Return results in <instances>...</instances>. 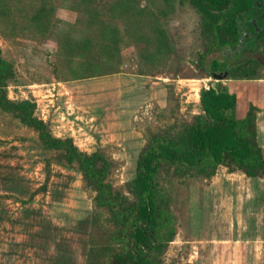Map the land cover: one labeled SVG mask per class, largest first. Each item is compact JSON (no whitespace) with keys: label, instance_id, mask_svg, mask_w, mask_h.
I'll use <instances>...</instances> for the list:
<instances>
[{"label":"rangeland","instance_id":"1","mask_svg":"<svg viewBox=\"0 0 264 264\" xmlns=\"http://www.w3.org/2000/svg\"><path fill=\"white\" fill-rule=\"evenodd\" d=\"M213 43L188 0H0L7 96L33 103L53 135L102 155L106 182L126 202L151 140L180 141L204 118L212 59L260 61L245 69L254 77L216 83L236 94L238 118L254 108L264 154V52ZM155 185L175 226L159 264H264V173L161 163ZM97 195L77 162L0 107V264H109L120 224Z\"/></svg>","mask_w":264,"mask_h":264},{"label":"trees","instance_id":"2","mask_svg":"<svg viewBox=\"0 0 264 264\" xmlns=\"http://www.w3.org/2000/svg\"><path fill=\"white\" fill-rule=\"evenodd\" d=\"M203 17V31L214 40L213 47L238 46L243 51L260 48L264 52V0H188ZM258 27V28H257ZM260 61L249 57L228 67L218 59L204 67L208 75L225 72V78H251L245 69L256 68ZM249 70V69H248ZM245 73H242V72ZM11 65L2 58L0 49V107L16 114L22 122L34 127L47 149L61 150L67 161L77 162L90 182L98 189L97 202L112 208L120 228L115 239L120 248L112 252L109 264H159L158 254L175 235L174 218L159 203L155 175L161 163L175 166L178 172L207 166L214 171L219 165L243 168L247 175L264 173V154L252 138L256 131L254 108L243 118L235 115L237 96L221 82L201 91L204 118L189 126L180 141L160 136L141 152L136 175L131 181L135 199L123 201L112 193L106 182L108 164H98L103 156L79 150L71 138L50 132L47 124L35 116L29 100L14 101L7 96L6 81ZM255 128V129H254Z\"/></svg>","mask_w":264,"mask_h":264},{"label":"water","instance_id":"3","mask_svg":"<svg viewBox=\"0 0 264 264\" xmlns=\"http://www.w3.org/2000/svg\"><path fill=\"white\" fill-rule=\"evenodd\" d=\"M257 28H258V27H257ZM226 74H227V71H225V72H219V73L214 72V73L212 74V76H213V78H214L213 85H215V83H216L217 80H222V79H224L225 76H226Z\"/></svg>","mask_w":264,"mask_h":264},{"label":"crops","instance_id":"4","mask_svg":"<svg viewBox=\"0 0 264 264\" xmlns=\"http://www.w3.org/2000/svg\"><path fill=\"white\" fill-rule=\"evenodd\" d=\"M261 81L260 82H263L264 80L263 79H260ZM257 83H258V81H257Z\"/></svg>","mask_w":264,"mask_h":264},{"label":"flooded vegetation","instance_id":"5","mask_svg":"<svg viewBox=\"0 0 264 264\" xmlns=\"http://www.w3.org/2000/svg\"><path fill=\"white\" fill-rule=\"evenodd\" d=\"M236 48H239L240 49V45L236 46Z\"/></svg>","mask_w":264,"mask_h":264}]
</instances>
